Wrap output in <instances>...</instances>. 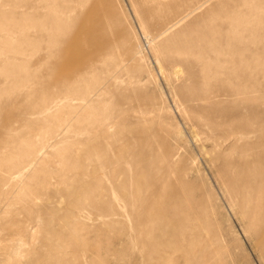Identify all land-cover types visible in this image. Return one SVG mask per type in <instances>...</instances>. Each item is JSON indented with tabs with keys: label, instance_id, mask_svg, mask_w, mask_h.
I'll list each match as a JSON object with an SVG mask.
<instances>
[{
	"label": "rangeland",
	"instance_id": "rangeland-1",
	"mask_svg": "<svg viewBox=\"0 0 264 264\" xmlns=\"http://www.w3.org/2000/svg\"><path fill=\"white\" fill-rule=\"evenodd\" d=\"M0 264H264V0H0Z\"/></svg>",
	"mask_w": 264,
	"mask_h": 264
},
{
	"label": "bare ground",
	"instance_id": "bare-ground-1",
	"mask_svg": "<svg viewBox=\"0 0 264 264\" xmlns=\"http://www.w3.org/2000/svg\"><path fill=\"white\" fill-rule=\"evenodd\" d=\"M191 6H188V7H186V10H190L191 8H190ZM235 7H237V6H235ZM235 7H228V8H226V10L225 11H223V12H225V15L227 16V17H231L235 12H236V9H235ZM241 8H251L250 6H247L246 5V2L245 3H243L242 4V7ZM190 12H192V11H189V13ZM241 31H243L244 33L246 32L248 35H247V37H251V36H254L255 35V32H254V30H252V29H250V30H248V28L246 27V30L245 29H242ZM233 34H239V33H233ZM239 43V42H238ZM263 49V48H262ZM235 87H231L230 88V91L232 92V94H234V92H235ZM237 94V93H236ZM235 95V94H234ZM238 96V95H237Z\"/></svg>",
	"mask_w": 264,
	"mask_h": 264
}]
</instances>
